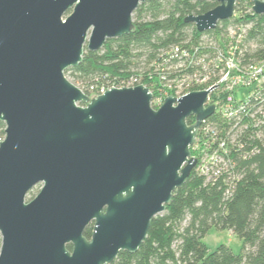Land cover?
<instances>
[{
	"label": "water",
	"instance_id": "obj_1",
	"mask_svg": "<svg viewBox=\"0 0 264 264\" xmlns=\"http://www.w3.org/2000/svg\"><path fill=\"white\" fill-rule=\"evenodd\" d=\"M145 1L0 0V264H110L134 253L196 165L190 148L219 84L155 109L143 84L90 97L65 76L85 48L132 32ZM207 1L217 5L184 18L200 32L233 16L237 0ZM251 1L264 14V0Z\"/></svg>",
	"mask_w": 264,
	"mask_h": 264
},
{
	"label": "trees",
	"instance_id": "obj_2",
	"mask_svg": "<svg viewBox=\"0 0 264 264\" xmlns=\"http://www.w3.org/2000/svg\"><path fill=\"white\" fill-rule=\"evenodd\" d=\"M216 5L207 0H146L133 13L132 32L108 40L98 51L85 48L81 62L66 69L65 75L91 97L90 86L138 74L173 45H199L198 56L211 43L221 49L220 39L229 28L244 31L238 44L242 64L263 61L264 14L251 9V0H237L233 16L211 30L200 32L184 22L185 16L205 13ZM211 119L222 131L232 125L215 116ZM3 128L0 122V139ZM231 133L234 139L224 144L226 151H217L216 159L197 160L164 211L151 219L139 248L134 253L120 251L110 264H264V115L260 125L237 126ZM212 227L228 229L240 238V251L234 253L224 244L209 251L202 239ZM91 230L89 225L85 237Z\"/></svg>",
	"mask_w": 264,
	"mask_h": 264
},
{
	"label": "built area",
	"instance_id": "obj_3",
	"mask_svg": "<svg viewBox=\"0 0 264 264\" xmlns=\"http://www.w3.org/2000/svg\"><path fill=\"white\" fill-rule=\"evenodd\" d=\"M243 32V29L229 28L220 39L221 49L211 47L214 45L211 43L206 45V51L199 56V45H173L159 52L157 58L138 74L90 86L91 97L102 94L111 87L143 84L152 94L151 106L157 109L169 95L179 98L191 91L204 90L213 84H219L210 92L204 104H213L214 112L201 122L194 141L202 146V160L216 159L217 151H226L224 144L234 139L231 128L258 126L261 123V115H264V60L241 63L238 44L243 39ZM211 48L213 56L210 53ZM212 116L223 123H232L231 128L225 129L226 131L219 130L215 120L211 119ZM190 121H195L194 116L190 117ZM215 142L218 147L211 153L207 152ZM201 169L203 170L204 166H201ZM206 169L203 171L206 172Z\"/></svg>",
	"mask_w": 264,
	"mask_h": 264
},
{
	"label": "rangeland",
	"instance_id": "obj_4",
	"mask_svg": "<svg viewBox=\"0 0 264 264\" xmlns=\"http://www.w3.org/2000/svg\"><path fill=\"white\" fill-rule=\"evenodd\" d=\"M133 18V15H132ZM66 78L71 81L72 78L69 76V74L65 75ZM239 90V88H238ZM4 137V136H3ZM1 138L0 140H2ZM192 156L196 157L197 160L201 158L202 152V146L200 143L196 142L192 145ZM190 149V150H191ZM42 184H38L35 187L32 188L31 191L28 192V194L25 197L26 201H30L40 190ZM1 241V237H0ZM203 243L206 245L209 251L215 250V248L220 245L224 244L229 246L234 253H238L241 248L242 241L240 238H238L235 234H233L228 229H217L215 227H212L209 229V231L205 234V236L202 239Z\"/></svg>",
	"mask_w": 264,
	"mask_h": 264
},
{
	"label": "flooded vegetation",
	"instance_id": "obj_5",
	"mask_svg": "<svg viewBox=\"0 0 264 264\" xmlns=\"http://www.w3.org/2000/svg\"><path fill=\"white\" fill-rule=\"evenodd\" d=\"M187 121H190V118H189V120H187ZM38 185V184H37ZM35 187V186H34Z\"/></svg>",
	"mask_w": 264,
	"mask_h": 264
}]
</instances>
